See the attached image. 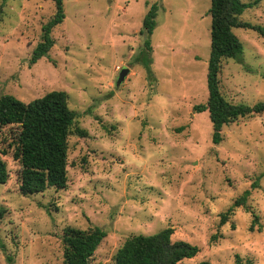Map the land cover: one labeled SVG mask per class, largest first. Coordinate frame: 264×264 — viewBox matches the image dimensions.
<instances>
[{
    "label": "rangeland",
    "instance_id": "1",
    "mask_svg": "<svg viewBox=\"0 0 264 264\" xmlns=\"http://www.w3.org/2000/svg\"><path fill=\"white\" fill-rule=\"evenodd\" d=\"M240 1L250 4L240 19L264 28V0ZM154 3L160 10L149 38L150 77L136 60L138 33ZM63 8L53 47L30 65L54 4L0 0V97L29 103L63 91L76 117L67 187L32 196L18 193L13 130H0L9 172L0 185V264L7 256L13 264H63L68 226L106 232L90 264H112L128 237L166 228L172 241L199 249L180 264H264V116L224 126L213 145L208 113L192 112L208 95L210 0H63ZM232 32L242 54L222 63L219 90L229 103L253 107L264 103V37ZM123 67L128 74L116 87ZM245 191L249 211L235 208L220 227L219 214Z\"/></svg>",
    "mask_w": 264,
    "mask_h": 264
},
{
    "label": "trees",
    "instance_id": "2",
    "mask_svg": "<svg viewBox=\"0 0 264 264\" xmlns=\"http://www.w3.org/2000/svg\"><path fill=\"white\" fill-rule=\"evenodd\" d=\"M54 4V14L41 27V38L33 48L29 64H35L46 56L54 45L51 37L52 30L61 24L65 18L63 0H51ZM250 4L240 0H210V55L207 62L206 86L207 101L205 104L195 105L193 113L207 112L212 128L211 141L218 145L224 126L239 119L254 116H264V103L253 107L243 104H231L225 100L219 90V74L222 63L229 59H239L242 46L233 34L234 28L253 30L264 37V28L251 25L240 19L243 11ZM160 7L152 4L142 21L139 36L142 38V48L136 61L142 62L146 74L152 77L150 53L152 51L150 36L156 25V17ZM75 113L68 107V96L63 91H51L44 96L23 103L13 96L0 97V130L4 127L12 128V142L14 151L13 161L19 166L17 171L18 193L24 197L41 194L47 189L63 190L67 187V151L68 136L75 124ZM75 132L81 136L86 133L80 129ZM12 143V144H13ZM0 154V185H4L9 177L5 161ZM256 183L252 184V188ZM249 191H245L236 198L232 206L224 213L219 214L221 227L225 225L235 208L246 206ZM3 210L0 209V218ZM257 217L253 216L249 230ZM233 228V225H231ZM171 228L163 229L152 235H132L117 249L112 258V264H180L185 259L197 255L199 249L184 241H172ZM106 232L98 227L80 230L66 227L61 236L63 248V264H90V261L106 237ZM218 235H212L209 243H214ZM8 264H13L11 256L6 257ZM198 264H210L201 261ZM237 264L239 261H237ZM249 264V263H247Z\"/></svg>",
    "mask_w": 264,
    "mask_h": 264
},
{
    "label": "water",
    "instance_id": "3",
    "mask_svg": "<svg viewBox=\"0 0 264 264\" xmlns=\"http://www.w3.org/2000/svg\"><path fill=\"white\" fill-rule=\"evenodd\" d=\"M128 74V69L123 67L120 72H119V75H118V78L116 80V83H115V86L118 87L121 82L123 81V79L125 78V76Z\"/></svg>",
    "mask_w": 264,
    "mask_h": 264
}]
</instances>
